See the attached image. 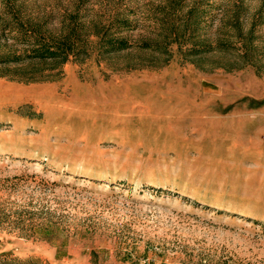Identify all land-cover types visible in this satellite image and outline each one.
I'll use <instances>...</instances> for the list:
<instances>
[{
    "label": "rangeland",
    "instance_id": "1",
    "mask_svg": "<svg viewBox=\"0 0 264 264\" xmlns=\"http://www.w3.org/2000/svg\"><path fill=\"white\" fill-rule=\"evenodd\" d=\"M68 1L17 4L58 34ZM163 1L127 0L128 50L0 63V264H264V73L140 48ZM238 3L263 47L264 0H205L200 35L232 36ZM6 20L0 56L23 53Z\"/></svg>",
    "mask_w": 264,
    "mask_h": 264
},
{
    "label": "trees",
    "instance_id": "2",
    "mask_svg": "<svg viewBox=\"0 0 264 264\" xmlns=\"http://www.w3.org/2000/svg\"><path fill=\"white\" fill-rule=\"evenodd\" d=\"M185 1L164 0L155 4L151 17L159 29L154 38H144L138 41L137 45L143 49L160 52L165 57V63L171 57L170 44L176 43L183 57L216 55L219 57L217 67L225 71L250 66L257 73H264V46L261 47L255 42L256 26L261 22L259 13L252 18L248 28L243 30L240 13L245 11V8L243 4L238 3L235 5V12L226 21L233 28V35L218 38L213 42L200 35L206 16L205 0H193L187 10L181 11ZM3 2L12 20H6L1 25V30L5 33L7 29H15L18 40L26 48L23 53L1 55L0 63L26 59H51L63 63L70 57L85 58L90 54L91 35L96 36V48L100 56L128 50L133 46L131 38L124 34L136 27L135 10L127 0H113L112 10L108 14L96 13L95 17L90 18L88 14L81 12L90 0H69V5L60 16L61 29L58 34L45 28L49 16L33 20L32 17L23 15L22 3L17 4V0ZM209 6L211 9L212 5ZM104 15H107V18Z\"/></svg>",
    "mask_w": 264,
    "mask_h": 264
}]
</instances>
